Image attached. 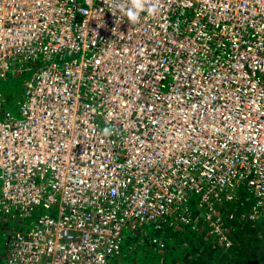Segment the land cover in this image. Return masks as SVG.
<instances>
[{
	"label": "built area",
	"instance_id": "built-area-1",
	"mask_svg": "<svg viewBox=\"0 0 264 264\" xmlns=\"http://www.w3.org/2000/svg\"><path fill=\"white\" fill-rule=\"evenodd\" d=\"M129 7L0 0V80L36 66L20 116L0 94V205L34 217L0 264H112L126 227L169 221L224 241L244 185L264 220V0Z\"/></svg>",
	"mask_w": 264,
	"mask_h": 264
},
{
	"label": "trees",
	"instance_id": "trees-1",
	"mask_svg": "<svg viewBox=\"0 0 264 264\" xmlns=\"http://www.w3.org/2000/svg\"><path fill=\"white\" fill-rule=\"evenodd\" d=\"M242 189L245 191L239 193L238 200L228 202L229 206L232 204L230 207L233 210L223 207L224 202L218 205L217 216L226 224L227 240L223 241L216 233H210V229L200 230V222L196 225L188 223L183 229H180L179 224L183 223L179 221H174V224L169 221L159 228L141 225L138 231L132 232L124 241L119 253L114 255H117L114 263L264 264V220L261 217L258 220L250 218L256 198L245 185L240 188ZM199 209L200 201L199 208L192 210L197 213ZM1 211L2 209L0 214ZM6 256L7 254L1 257Z\"/></svg>",
	"mask_w": 264,
	"mask_h": 264
},
{
	"label": "rangeland",
	"instance_id": "rangeland-1",
	"mask_svg": "<svg viewBox=\"0 0 264 264\" xmlns=\"http://www.w3.org/2000/svg\"><path fill=\"white\" fill-rule=\"evenodd\" d=\"M29 66V67H28ZM36 69L34 64L24 62V65L16 70V75L9 74L8 78L0 80V94L2 97L3 110L10 111L15 116H20V107L23 100L24 84L26 79H30ZM245 189L239 191L240 194L244 193ZM200 197L198 194H193L187 201V204L191 209L199 208ZM232 206V204L230 205ZM2 214H0V257L7 254L8 241L11 237L23 233L26 230L31 229L32 221L31 218H21L17 213L13 212L12 209L5 211L3 206L0 205ZM44 212V211H43ZM171 222V221H170ZM173 224L175 222H172ZM178 224V223H176ZM23 225V227H22ZM186 225L179 224L180 229H183ZM142 230V228L140 229ZM133 232L132 229L126 227L124 230V241L126 242L128 236ZM125 242L123 244H125ZM128 253L127 249H124ZM117 256V255H116ZM116 256L110 258L111 263L115 264ZM0 260H3L1 258Z\"/></svg>",
	"mask_w": 264,
	"mask_h": 264
},
{
	"label": "clouds",
	"instance_id": "clouds-1",
	"mask_svg": "<svg viewBox=\"0 0 264 264\" xmlns=\"http://www.w3.org/2000/svg\"><path fill=\"white\" fill-rule=\"evenodd\" d=\"M147 4L148 0H131V7L127 9L126 15L132 24L139 22L140 14L146 10ZM156 10L157 9L155 5H150L147 7V12L149 15L154 14ZM103 133L106 136L111 135L113 133V129L111 127H105L103 129Z\"/></svg>",
	"mask_w": 264,
	"mask_h": 264
},
{
	"label": "crops",
	"instance_id": "crops-1",
	"mask_svg": "<svg viewBox=\"0 0 264 264\" xmlns=\"http://www.w3.org/2000/svg\"><path fill=\"white\" fill-rule=\"evenodd\" d=\"M223 202H224V203H222L223 207H226L227 206V208H230V210H233L234 209V208H231L226 201H223ZM1 258H4V257H1Z\"/></svg>",
	"mask_w": 264,
	"mask_h": 264
}]
</instances>
